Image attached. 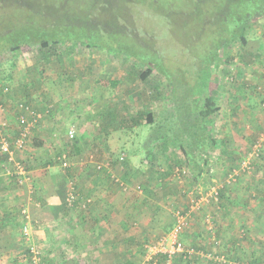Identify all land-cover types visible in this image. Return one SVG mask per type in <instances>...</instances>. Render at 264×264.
<instances>
[{
	"label": "rangeland",
	"instance_id": "obj_1",
	"mask_svg": "<svg viewBox=\"0 0 264 264\" xmlns=\"http://www.w3.org/2000/svg\"><path fill=\"white\" fill-rule=\"evenodd\" d=\"M14 1L21 5H1L0 7V50L16 39L27 38L30 31L37 32L27 24V21L24 22L29 19V22L37 27L36 21L33 23L31 20L35 19L36 14L26 7L28 5L36 8L38 6L36 0ZM49 1L55 7H52L54 17L59 0ZM62 1L68 6V10L63 11V14H67L69 22L75 25L65 28V34L72 32L77 41H89L88 43L92 44L91 47L74 42L78 44L71 48V44L68 43L71 36L68 35L66 38L63 37L64 40L58 47L52 48V50H57L55 55L52 50L47 53L43 51L45 54H42L40 48L35 45H22L16 52L6 49L0 54V84L2 81H8L6 85L10 88L9 84H13L14 88V78H16L23 86V88L19 87V90L29 98L30 109L33 111L39 109L34 103L37 101H32L37 97L39 91L45 98L50 97L51 99V96L55 95L64 97L71 109L64 116V120L62 119L64 123L60 122L62 127L53 136L49 145H43V139L37 138L35 135L28 138L29 145L27 143L24 155L27 158L35 157L33 159L37 161L35 166L38 168L46 167L48 162L46 156L50 155L55 165L51 169L53 173L65 169L64 160L57 159V156L63 158L62 153H64L65 162L69 166L71 165L70 172L72 173H75V169L79 174L83 161L87 168L92 169L90 162L110 159L113 161L114 167L117 168L116 173L121 179H123V173L128 174L131 187L126 190H121L120 186L111 179L108 181L114 192L121 193L120 195L123 197L127 196L123 191L133 194L132 197L140 201L137 206L140 209L143 208V214L140 216L135 214L129 225L122 219L127 225L124 230L141 237L144 233L142 218L143 216L147 217L145 210L148 209L151 213L158 211L156 215L158 220L155 222L158 226L145 232V241L143 238L139 239L141 243L143 242L141 253L144 259L143 264L148 263L157 254L146 251L145 246L171 229L177 210L187 213L188 218V224L181 235L183 246L190 250V255L196 256V250L199 249L197 251L202 252L203 257H208V259L198 257L197 264H208L207 261L215 264L227 263L221 252L209 251L212 252L209 254L207 244L196 240L197 234L193 236L197 230L195 224L190 228L191 222L196 221L203 223L204 226V223H213L212 226L215 223L219 232L220 230L227 231L218 228V220L220 214L223 213L218 211V206H223L219 200L221 199L219 194L220 189L225 188L219 184L225 185L228 182L223 178L217 182L211 181L212 177L216 179V175H220L218 162L214 166V163L211 164L213 158H208V162H210L208 169L197 180L191 176V171L178 174L175 169L168 177L169 182L166 185L162 184L160 180H154L153 173L161 171L158 167H165L167 151H161L159 147H156L152 149L155 153L152 155L155 158L146 156L143 144L148 143L149 135H153L151 129H156V131L160 129L159 123L166 121L167 126L176 129V119L195 114L201 104H197L199 102L194 97V93H199L200 89L203 93L202 97L210 92L213 94L217 89L218 93L223 92L226 99H229L233 90L242 91L243 88H250L247 85L249 83L247 79L251 75H257L258 71L264 68V16H255L252 28L246 33L245 44L242 45L238 41H234L225 52L222 49L217 50L216 57L220 66H215L213 75L218 79L212 80L202 88L200 81L206 77L204 76L205 67L210 63L215 48L226 39L222 34L219 35L215 32L224 27L226 33L229 34L232 23L229 14L227 20L221 19L218 25H211L209 28L206 24L201 23V20L203 16L207 18L211 7L221 9L224 3L227 4L228 10L231 9V6H237L241 8L242 12H245L246 10L241 7L242 0H236L233 2L234 4L228 3L230 0H225V2L223 0ZM262 1L254 0L253 5L262 3ZM216 11L214 13H217ZM220 14L219 11L217 14L219 18H221ZM94 19L98 21V27L95 26ZM139 58L145 62H140ZM147 65L151 66L153 70L146 78H141L140 75L146 70ZM221 71L225 72L221 73ZM228 72L230 73L228 78H224ZM26 81L29 85L24 87ZM242 81L246 82L244 87ZM255 92L261 97L258 90ZM0 94H2L1 91ZM189 98L195 105L192 109L189 108L191 112H188L186 108ZM212 105L218 108L216 102L210 103L209 107ZM251 105L252 109L257 108L259 112H264V109H261L254 99ZM245 110L247 109H237L238 113L243 114H245ZM217 114L214 117L216 120L218 119ZM236 118L238 129L242 131L241 139L251 145L243 150L242 157L247 159L248 153L252 151L253 140L263 126L257 127V122L254 120L249 121L246 118L242 120L237 114ZM150 120L152 122H149ZM97 121L99 126H95ZM150 123L156 127L148 126ZM215 124L218 125V123ZM71 126L75 129L76 138L74 137V140L77 139L78 143L82 141L81 144H78L79 149L77 150L72 149L64 141L66 129ZM101 127L103 129L99 130ZM85 128L86 130L80 131ZM40 134L46 140L51 135L48 130H44ZM38 141H41L42 146ZM157 144L153 145L157 146ZM231 145L233 146V144ZM233 148H230V151ZM57 150L61 154L56 155ZM121 153L126 155L125 164L115 162L116 156ZM263 153L264 144L258 152L259 156H254L258 159L253 167L251 164L245 173L250 171L249 174L259 172L258 175L260 173L264 175V161L259 162L260 158L264 156ZM231 154L233 155V153ZM219 155L225 154L222 151ZM238 155L234 154L233 158ZM236 165L234 163L229 167L224 166L223 170L229 172ZM181 167L184 166L181 165ZM84 172L81 175L77 174L76 177L83 179L86 174ZM182 175L185 176L182 177ZM145 194L148 195L149 200L141 199ZM159 205L165 206V208H159ZM80 213L81 211L76 209L69 215H72L74 219H79L81 218ZM125 217H128V214ZM223 226H230V222L227 226ZM38 228V225L27 223V235L23 239L19 238L18 264H28V262L34 264L31 257L30 261H26L22 255V251L26 247H36L40 257L44 255L46 258L45 264H53V260L49 259L47 254L45 255V245L36 244L35 230ZM166 228L168 230H165ZM42 231L46 233L45 229ZM238 231V234L242 235L241 228H238ZM231 234L232 232H230ZM204 235L206 234L204 233ZM121 246L127 251L126 245L121 244ZM134 249L135 253L133 248L129 251L130 259L123 257L120 253L118 264H129L128 260L137 262L139 250L137 247ZM7 258L9 262H6L4 258V262L0 264H14L13 256Z\"/></svg>",
	"mask_w": 264,
	"mask_h": 264
},
{
	"label": "crops",
	"instance_id": "obj_2",
	"mask_svg": "<svg viewBox=\"0 0 264 264\" xmlns=\"http://www.w3.org/2000/svg\"><path fill=\"white\" fill-rule=\"evenodd\" d=\"M263 70L264 68L260 69L257 75H251L247 79L249 80L247 85L250 88H241V92L233 90L230 93L229 99H226L227 97L223 92L218 93L217 89L212 94L213 100L218 106L215 114L219 113L216 116L218 118L217 120L216 118L214 119L215 114H212L209 132L205 136L208 138V143L210 142L209 145L211 146L213 142L214 147L211 146L212 148H210V146H206V148L211 149L208 151V153H212L213 157L211 164L214 163L215 166L218 162L219 170L221 171L220 175H216V179L211 178L213 182H217L222 178L228 182V175L223 170L224 166L229 167L235 163L237 164L234 166L236 168L233 167L232 170L238 169L241 165L240 163H242V159H244L242 157L243 150L249 145L240 137L242 131L238 129L236 114L240 119L243 120L246 118L249 121L252 119L254 122H257V127L263 126L264 128V112H259L257 108L252 109L251 105L253 99L259 105L258 101L260 97L254 88L255 84L259 85L264 83L261 78ZM211 79L215 80L216 78ZM10 81H13V79H10ZM7 82L2 81V84H0L1 92V87L5 86ZM14 83V88L13 84L10 85L8 83L10 86L8 93L0 94V106H3L5 109L4 111L0 110V120L2 118L8 120L9 128L6 129V132L10 140L14 138L17 128L15 104L19 101H27L28 98L19 90V87L23 88V86L16 78H14ZM241 83L243 87L246 84L244 81ZM45 100H48L50 105L54 104L55 106L54 112H52L49 118L50 120L46 118L47 125L56 127L60 122L64 123V116L71 110L65 98L59 95L51 96V99L50 97L45 98L42 96L41 91H39L37 97L32 101H37L34 103L39 108L41 104L43 106L47 104ZM238 108L247 110H245V114L238 113ZM40 109L38 110L42 112ZM97 118L96 120H98ZM218 120L219 122H217ZM215 123H218V125ZM149 125L152 124L150 123ZM95 126H99L98 121ZM100 129H103V127ZM83 130H86V128L80 129V131ZM151 130L153 131V129ZM81 143L82 141L78 144ZM146 144L149 145V143ZM232 147L234 148L230 151ZM169 151V148H167V153ZM222 151L225 155H219ZM144 152L146 153V151ZM234 154L239 155L233 158ZM23 155L24 153L20 155V158H24L25 162L30 166L27 168H29L28 170L32 174L31 184L36 192L34 194L30 193L31 190L28 185L23 187L18 186L14 178L5 177L2 174L3 171L0 169V263L4 262V258L6 262H9L7 258L9 256H20L18 246L21 225L23 224L21 219L22 209L27 211V217L32 225L39 226L35 230L36 244L45 245V255L47 254L53 262L54 260H58V263L55 264H118L120 253H122L123 257L130 259L131 255L129 251L131 248L129 245L136 243V241L128 243V240L133 237L136 239L137 237L136 234L124 230L125 226H127L124 224V221L129 225L130 220L135 214L138 216L143 214V208L140 209L137 206L140 204V201L132 197L133 194L123 191L127 195L123 197V195H120L121 193H116L111 188H104V186L98 189L93 188L88 194L95 197L94 203L91 204L89 210L85 211L84 214L80 213L84 221L78 220L79 222H76L72 215L64 213L61 209L62 199L53 180V176L57 177V174L52 175V166L47 163L46 167L38 168L35 166L37 161L33 159L35 157L30 156V158H27ZM257 159H253L252 167ZM260 159L259 162H263L264 156ZM4 160L5 158L0 155V166ZM4 163H6V160ZM245 172L239 174L225 185H222L223 183L219 184L225 188L220 189L221 199L219 200H221L223 206H218V211L223 213L220 214L218 228L225 229L227 230L226 232H222V230L219 232L214 223L213 234L211 228L213 223H204V226L203 223L190 221V228L195 224V228L197 229L193 236L197 234L196 240L202 244H207V252H221L224 255L223 259H226L227 263L222 264H264V175L262 173L258 175L259 172L253 174H249L250 171ZM184 176L182 175V177ZM87 186L86 190L92 187L90 184ZM144 198L145 200H149L146 194L141 197V199ZM158 207L165 208L162 205ZM145 213H147V217L144 218L143 216L142 218V229L148 232L158 226L155 224L158 220L156 216L158 211L153 212V217V213L148 209L145 210ZM127 214L128 217H125ZM229 222L230 226H227ZM81 228L83 229L82 232ZM238 228H241L243 231L242 235L238 234ZM42 229H45L46 233ZM230 232H232L231 235ZM201 235L204 236L203 239ZM239 236L241 237L239 238ZM121 244L126 245L127 251L122 248ZM207 263L215 264L211 261H207Z\"/></svg>",
	"mask_w": 264,
	"mask_h": 264
},
{
	"label": "trees",
	"instance_id": "obj_3",
	"mask_svg": "<svg viewBox=\"0 0 264 264\" xmlns=\"http://www.w3.org/2000/svg\"><path fill=\"white\" fill-rule=\"evenodd\" d=\"M225 2V0H223ZM236 0H230L231 4H234L233 2ZM241 1V0H238ZM6 2V3H5ZM37 2V7L36 8H32L30 6H26L24 4V6H26L28 9H31L32 11H34V13L36 14V16H34L35 19H31L32 22L34 23L36 21V25L37 27H34L32 25L31 22H29V19L25 20L24 22H28L27 24H29V26L35 30H37V32H33L30 31L28 33V37L27 38H22V39H16L14 40L12 43L8 44L7 46L3 47L2 50H0V54L4 51V50H10L12 52H16L18 51V49L22 46V45H35L36 47L40 48V51L43 53V51H45L46 53L50 50H52L53 47H58L60 45V43L64 40L63 37H68V35L71 36L69 45L70 47H74L76 44L78 43H74V42H79L76 40L75 35L71 32V33H66L64 32L65 28L69 27L72 25L71 22H69V20L67 19V14H63V11H67L68 6L62 1L59 0V5L58 7H56L55 10V14L53 17L52 14V7H54L51 4V1L49 0H36ZM241 7L242 9H245L246 11L242 12L240 9V7H232L231 9L228 10L227 9V4L224 3L223 7L221 9L217 8H213L211 7L210 10V14H207V18H205V16H203L201 23L206 24L208 26V28L211 25H218V23L220 22L221 19H225L228 17V14L230 15V22L232 23L231 25V29L229 31V34L226 33V29L223 28H219V31H216L215 33L217 34H222V36L226 39H224L221 43H219V45L215 48V51L213 52L214 54L212 55V58L210 59V63L207 65V67H205V71H204V77L200 83L202 85V88H204L205 84H208L212 81L211 78H217V76H214L213 71H215L214 69L216 68L215 66H220L219 61L216 57L217 54V50L218 49H222L223 52L226 51L227 47L229 48V46H231V43H233L234 41H238L239 43H241L242 45L246 43V33L252 28L253 26V20L256 18L255 16L257 15H263L264 16V0L262 1V3H257L256 5L254 4V0H242L241 1ZM20 6L21 4L18 3L17 1L14 0H0V7L1 5L3 6ZM55 8V7H54ZM217 10V13H214V11ZM248 10V11H247ZM219 11L221 12V18L218 17V13ZM32 13V12H31ZM33 14V13H32ZM218 18V19H217ZM38 21V22H37ZM94 24L95 26L98 27V21L94 19ZM73 27L75 25H72ZM30 30V29H29ZM214 31V30H213ZM213 36H215L213 34ZM89 41H85L82 42L80 41V44H84L86 46H92V44L88 43ZM67 47H69L67 45ZM57 49V48H56ZM54 55L56 54L57 50H52ZM226 56V54H225ZM45 59L47 58V56H44ZM140 59V58H139ZM144 60L140 59V62H143ZM145 62V61H144ZM153 68L149 65H147L146 70L143 71L141 73V78H146L148 75L151 74ZM207 72V74H206ZM225 71H221V73H224ZM263 72L262 71V75L261 78L263 79ZM229 72L226 73L224 75V78H228L227 76H229ZM231 80V76L229 77ZM232 81V80H231ZM29 84L27 83V81L24 83V87H27ZM257 84H255V88L254 90H257ZM210 92V91H209ZM195 94V98H197L198 102L197 104H201V107L199 109L196 110L195 114L189 115L185 118H180V119H176L177 120V128L173 129L171 126H167L166 121H163L161 123H159V130L156 129L153 130V135H149L147 137L148 143L149 145L143 144L144 146V150L146 151V156H151L153 158H155L152 149H155L156 147H159V149L161 151H167V148H169V152L166 154L165 156V167H158L159 172H154V180H160L162 181V184H168L169 179L168 177L171 175V172L173 170L176 169L175 172L178 171V174L184 173L185 171H191V176H193V178L195 180H197L199 177L203 176L204 171H206L208 169V158H213L212 157V153H208L209 150L211 149H207L206 146H210L208 143V138L205 137L207 135V133L209 132V127L211 124V117L212 114H215L216 111L218 110V108L214 105H212V107H209L210 103H213V95L210 93L204 95L201 92V89L199 91V93H194ZM193 96V94H191ZM190 100L187 101V111L191 112L189 110L192 109L195 105L193 103V100L191 98H189ZM22 102L29 104V98H27L26 100H23ZM45 102H47V104H45L44 106L41 104L39 108H41L40 110H42V112H40L39 110H34V112H38L41 117L38 118L36 125L32 128V135L31 137H33L34 135L37 136V138L43 139L42 143L43 145H49V142L51 141V139L53 138V136H55L56 133H58L57 131L59 129H61L60 124H57L56 127L53 126H48L46 121L47 119H49L52 115V112H54V104H51L45 100ZM259 104L261 102V99L258 101ZM177 117V114H176ZM47 118V119H46ZM50 120V119H49ZM52 121V120H51ZM149 122H152L151 120ZM179 124V125H178ZM161 125V126H160ZM39 126V129H38ZM44 126H47L48 128H45ZM155 128L156 126L153 125ZM44 130H48L49 133L51 134L50 137L46 140L45 138H43L44 136L41 135L40 133ZM159 131V132H158ZM168 131V132H167ZM16 132H17V128H16ZM59 133H61L59 131ZM16 134V133H15ZM65 134H67V130L65 132ZM164 135V136H162ZM15 136V135H14ZM75 137V135H74ZM9 138V136H8ZM76 138V137H75ZM75 138H68L67 135H65V144H67L68 146H71L72 149L77 150L79 149L78 147V142L76 140H74ZM256 137L253 140V143L255 141ZM49 140V141H48ZM207 140V141H206ZM211 140V138H210ZM213 141V140H212ZM41 146L42 143L41 141H38ZM52 143V142H51ZM157 144V146L153 145V144ZM66 145V146H67ZM160 145V146H159ZM212 147H214V144L212 142L211 144ZM210 146V148H212ZM78 147V148H77ZM252 149V148H251ZM25 152V150L23 151ZM181 154L180 156H178L177 154ZM61 154L59 150L56 151V155ZM63 154V158L57 156L58 160L63 159V166L65 169L64 170H60L57 173H52V175L57 174L58 177L53 176V180L55 181V187L56 189H58V192L61 196L62 199V211H64V213L69 214L71 211L74 210H79L81 211L82 214H84L85 211H88L91 204L94 203L95 197L88 194L89 191L91 189H98L100 187L104 188H111V186L109 185L108 181H110V179L112 181H114L117 185L120 186L121 190H126L128 188L131 187V185L129 184V178H128V174L126 175V173H123L124 176L123 179H121V177L119 175H117L116 171L117 168L114 167L113 165V161H111L110 159H106V160H102V161H93L92 162V169L91 168H87L86 165H84V163H81V168L79 170V174L76 173L77 170L74 169L75 173L70 172V169H72V167L69 166V164H67L65 162V155ZM123 154L124 155V160H120L119 159V155ZM118 154L115 158V162L117 164H121L124 163L125 164V160H126V155L124 153ZM176 156H175V155ZM1 156H3L6 160V155L4 154H0ZM49 155V154H48ZM259 155H257L256 157H258ZM254 157V158H256ZM47 158V163L50 166H55L54 162H52L50 155L46 156ZM253 158V159H254ZM24 159V158H23ZM4 160V162H5ZM253 161V160H252ZM2 163L0 166L1 171L5 172L6 169V165L8 164L9 166H12V163L8 162L6 160V163ZM25 163V168L28 170L30 167L26 162L25 159L23 161ZM62 164V161L60 162ZM91 163V162H90ZM88 163V164H90ZM252 164V162H251ZM250 164V166H251ZM100 165V166H98ZM181 165H183L184 167H181ZM186 167V168H185ZM157 169V167H155ZM247 168L241 169L239 170V173L236 175L238 176L241 173H244L245 170ZM72 171V170H71ZM85 171V172H84ZM232 171V170H231ZM247 171V170H246ZM86 173L83 176V179H78L76 176L81 175ZM226 174L228 175V172H226ZM60 175V177H59ZM226 175V176H227ZM235 176V177H236ZM7 178H14L16 181V184L20 187L23 186H29L30 188V193L36 192L34 191L31 181H32V174L31 172L28 173V177L29 180L24 181L23 183H18V179L21 177H18L15 174L12 175H7L5 176ZM85 181V184H83V181ZM82 182V184H81ZM92 186L89 187L87 190L86 188L88 187L87 185ZM161 185V183H160ZM103 188V189H104ZM29 192V190H28ZM88 194V195H87ZM219 198L221 197V192L219 194ZM24 211V212H23ZM27 211L25 209H22V225H21V233L20 234V239H22V237L26 236L23 232V227L25 226L26 223H29L30 220L27 217ZM81 218L79 219H74V221L79 222V221H84V219L82 218V216L80 215ZM174 218V217H173ZM79 220V221H78ZM174 222V220H173ZM169 228V227H168ZM168 228H166L165 230H168ZM213 228V226L211 227ZM83 231V229L81 228V232ZM185 230H183L180 235H179V240L182 242L181 240V235L184 233ZM80 232V234H81ZM167 232V231H166ZM165 232V233H166ZM79 234V236H81ZM78 236V235H76ZM137 237V236H136ZM160 237V236H159ZM158 237V238H159ZM202 239L204 238L203 235H201ZM143 238L145 241L146 240V236H145V231L144 233L141 235V237H137L136 239L130 238L128 240V243L130 242H134L136 241V243H131L129 245L130 248H133L134 253H135V247L138 248L139 250V254L137 253L139 259L137 262H132V260H128L129 264H143L144 263V259L141 256L142 250H143V242L141 243L139 241V239ZM79 239V238H78ZM156 240V239H155ZM155 240H152L151 242H155ZM209 241V239H208ZM127 243V245H128ZM183 243V242H182ZM186 248V247H185ZM197 248V247H196ZM199 250V249H197ZM196 250V256L194 255H190L189 253L185 252V253H174L170 258H168V256L165 253L162 252H157L156 255H154L151 260H149L148 263L146 264H197V259L199 256H202V252L197 251ZM211 253V252H208ZM31 252L29 251V247H26L23 251H22V255L26 258V261H30L31 260ZM26 255V256H25ZM134 256V255H133ZM19 257V255H18ZM18 257H14V259H12V261L14 262V264H18L19 263V258ZM224 257V256H223ZM200 258H207L208 257H200ZM46 258H44V255H42L41 257V264H45ZM58 263V260H54L53 264ZM13 264V263H11ZM28 264H30V262H28Z\"/></svg>",
	"mask_w": 264,
	"mask_h": 264
},
{
	"label": "built area",
	"instance_id": "obj_4",
	"mask_svg": "<svg viewBox=\"0 0 264 264\" xmlns=\"http://www.w3.org/2000/svg\"><path fill=\"white\" fill-rule=\"evenodd\" d=\"M263 81H264V72H263ZM263 84L257 86V90L261 94V102L260 107L264 109V88ZM2 92L6 93L9 90L7 85L1 87ZM16 115L15 121L17 123V132L12 140L8 138V134L6 129L9 128V123L6 118H2L0 120V154L6 155V160L12 163V166L6 165L5 172L2 174L4 176L15 174L18 177V183H23L24 181L29 180L28 173L30 172L25 168L24 159L20 158V155L25 150V147L29 142L28 138L32 135V128L36 125V122L41 115L37 112H34L30 109L29 104H26L22 101H19L15 104ZM0 110L4 111V107L0 106ZM67 137L74 138L75 129L71 126L67 129ZM264 144V128L257 134L256 139L252 145V151L248 153L247 159H242L241 165L238 169H233L228 173L227 181H231L235 178V176L239 173V170L244 168H249L254 156L258 155L261 147ZM120 160H124V155H119ZM100 166V165H98ZM24 212V211H23ZM188 224L187 213L182 212L181 210H177L174 216V222L171 229L165 233V235L157 238L155 242H150L145 246L146 251H149L151 254H155L157 252L165 253L168 258H170L174 253H190V250L185 248L182 242L179 240L180 233L186 228ZM23 232L27 235V223L23 227ZM31 254V258L34 264H41L40 253L36 247H29Z\"/></svg>",
	"mask_w": 264,
	"mask_h": 264
},
{
	"label": "clouds",
	"instance_id": "obj_5",
	"mask_svg": "<svg viewBox=\"0 0 264 264\" xmlns=\"http://www.w3.org/2000/svg\"><path fill=\"white\" fill-rule=\"evenodd\" d=\"M261 84H263V83H261ZM260 85V84H259ZM3 93V92H2Z\"/></svg>",
	"mask_w": 264,
	"mask_h": 264
}]
</instances>
